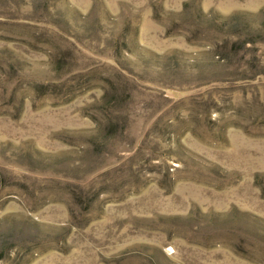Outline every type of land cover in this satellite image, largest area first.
Instances as JSON below:
<instances>
[{
    "label": "rangeland",
    "instance_id": "rangeland-1",
    "mask_svg": "<svg viewBox=\"0 0 264 264\" xmlns=\"http://www.w3.org/2000/svg\"><path fill=\"white\" fill-rule=\"evenodd\" d=\"M0 264H264V0H0Z\"/></svg>",
    "mask_w": 264,
    "mask_h": 264
}]
</instances>
